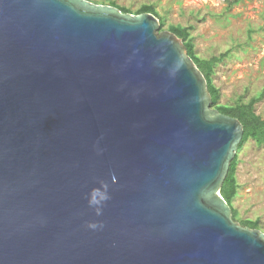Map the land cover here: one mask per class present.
Masks as SVG:
<instances>
[{"label":"water","instance_id":"1","mask_svg":"<svg viewBox=\"0 0 264 264\" xmlns=\"http://www.w3.org/2000/svg\"><path fill=\"white\" fill-rule=\"evenodd\" d=\"M161 26L0 0V264H264L222 194L245 127Z\"/></svg>","mask_w":264,"mask_h":264},{"label":"rangeland","instance_id":"2","mask_svg":"<svg viewBox=\"0 0 264 264\" xmlns=\"http://www.w3.org/2000/svg\"><path fill=\"white\" fill-rule=\"evenodd\" d=\"M115 1L136 15L144 5H155L165 21L161 30L178 24L194 26L196 49L204 58L231 50L230 58L217 68L214 77L221 91L220 104H234L242 97L250 101L264 91V0ZM257 112L264 116V98L257 104ZM240 159V190L233 203L238 211L235 221L259 220L264 232V146L250 140L240 152Z\"/></svg>","mask_w":264,"mask_h":264},{"label":"trees","instance_id":"3","mask_svg":"<svg viewBox=\"0 0 264 264\" xmlns=\"http://www.w3.org/2000/svg\"><path fill=\"white\" fill-rule=\"evenodd\" d=\"M236 2H239L237 0ZM109 5L118 7L124 13H133L128 7H121L115 0H111ZM152 13L160 18L161 28L165 26V21L161 18L160 12L155 5H144L137 11V14ZM195 27L185 26L183 24L172 25L169 30L174 32L179 38H181L187 46L188 54L191 56L199 68L204 72L209 82V90L213 96V107L218 109L221 113L239 119L245 127V135L243 141L240 144L239 150L235 159L231 163V169L229 175L224 183L222 194L227 202L233 209V219L237 221L238 211L234 206V200L239 195L240 183L238 178V167L241 163L240 152L245 147L246 143L250 140H254L259 146H264V116L258 114L257 104L264 98V91L255 95L250 101H246L244 97L240 98L234 104L222 105L221 91L216 86L214 77L217 72V68L230 58L232 51L229 50L220 55H214L210 58H204L200 56L196 49L195 38L193 35ZM241 225L251 229H261L260 221L253 219H244Z\"/></svg>","mask_w":264,"mask_h":264}]
</instances>
